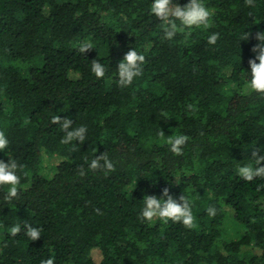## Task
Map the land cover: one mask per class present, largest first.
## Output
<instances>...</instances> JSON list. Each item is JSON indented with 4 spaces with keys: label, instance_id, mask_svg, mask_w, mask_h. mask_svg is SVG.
<instances>
[{
    "label": "trees",
    "instance_id": "16d2710c",
    "mask_svg": "<svg viewBox=\"0 0 264 264\" xmlns=\"http://www.w3.org/2000/svg\"><path fill=\"white\" fill-rule=\"evenodd\" d=\"M152 2L0 0V131L9 140L0 160L23 165L19 200L4 202L0 187V264H264V180L238 175L264 146V96L242 91L257 43L242 39L264 30V0H202L209 27L180 28L172 40L162 39ZM84 41L94 49L81 54ZM130 48L146 63L121 88L117 66ZM93 59L108 68L103 79ZM53 116L86 126V141L62 144ZM177 135L188 137L179 156L166 143ZM104 151L116 166L107 176L89 169ZM45 156L61 159L52 176ZM165 187L189 199L194 228L140 219L144 196ZM25 222L42 229L39 240L10 235Z\"/></svg>",
    "mask_w": 264,
    "mask_h": 264
},
{
    "label": "clouds",
    "instance_id": "9594fccd",
    "mask_svg": "<svg viewBox=\"0 0 264 264\" xmlns=\"http://www.w3.org/2000/svg\"><path fill=\"white\" fill-rule=\"evenodd\" d=\"M247 6H254V0H245ZM150 12L158 20H160L163 31L162 39L172 40L180 28L192 27H209V21L212 12L202 3V0H189L183 6L174 3L173 0H153L150 6ZM179 22V24L177 23ZM250 38L257 41L251 52L254 54L248 60L250 72L248 73V80L243 86V93L245 95L256 93L264 96V30L257 31L254 35L251 32H245L243 39L248 41ZM219 39V33H212L208 36V44L215 45ZM94 46L89 41H84L79 45L78 51L85 54ZM146 63L145 56L139 54L134 48H130L124 54L123 59L118 62L117 66V83L121 88L130 86L134 79L142 75V66ZM108 68L99 62L97 59L91 61V72L97 79H103ZM192 108L191 105L188 106ZM51 123L58 124L64 135L61 143L68 145L74 141L83 144L86 141L87 128L86 126L73 127V121L69 117L53 116ZM159 135L164 137V132L160 131ZM188 137L185 135H177L175 137L169 136L166 143L170 146L169 150L179 156L183 153V146L186 144ZM9 145V140L4 131H0V152H3ZM76 151V147L72 148ZM264 146L253 147L251 153V160L253 164H247L238 168V175L247 182L254 179L264 180ZM23 165L18 164L15 159L9 158L7 162L0 160V187L7 186V191L3 195V201L12 203L14 200L20 198V184L21 177L17 174L18 170H22ZM89 169L92 171H102L105 176L108 173L116 170L115 163L109 158L107 152H101L96 155L90 162ZM26 175V173H25ZM78 175L83 177L86 172L83 168L78 169ZM264 189V184L257 186V191ZM144 207L140 214L142 221L153 222L156 219L165 222H181L186 228L192 229L195 225V217L192 212V204L188 198L183 194L177 199L170 194L169 187L162 189L160 197L155 195H145L143 198ZM97 214H100V209H95ZM207 213L210 216L216 215V208L209 206ZM42 229L32 226L25 222L23 225L15 224L9 229L11 236L15 237L21 232L31 241H36L41 238ZM41 264H55L54 258L42 260Z\"/></svg>",
    "mask_w": 264,
    "mask_h": 264
},
{
    "label": "rangeland",
    "instance_id": "374dc122",
    "mask_svg": "<svg viewBox=\"0 0 264 264\" xmlns=\"http://www.w3.org/2000/svg\"><path fill=\"white\" fill-rule=\"evenodd\" d=\"M61 163L60 157H47L45 156V168L43 171L44 175L47 176H52L56 172V167ZM231 217L233 216V211L231 209H228ZM244 251H250L255 254H261V251L259 249L255 248H245ZM93 257L97 263L101 262L102 260V254L99 250H94L93 251Z\"/></svg>",
    "mask_w": 264,
    "mask_h": 264
}]
</instances>
